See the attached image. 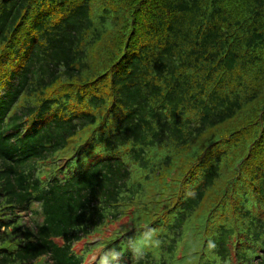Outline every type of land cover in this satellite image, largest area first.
Returning <instances> with one entry per match:
<instances>
[{
	"label": "trees",
	"instance_id": "1",
	"mask_svg": "<svg viewBox=\"0 0 264 264\" xmlns=\"http://www.w3.org/2000/svg\"><path fill=\"white\" fill-rule=\"evenodd\" d=\"M94 253L264 264V0H0V264Z\"/></svg>",
	"mask_w": 264,
	"mask_h": 264
},
{
	"label": "rangeland",
	"instance_id": "2",
	"mask_svg": "<svg viewBox=\"0 0 264 264\" xmlns=\"http://www.w3.org/2000/svg\"><path fill=\"white\" fill-rule=\"evenodd\" d=\"M23 218H24V220H26V221H27V220L30 221V220L28 219V217H26V216H24ZM103 232H104V230H103ZM140 239H141V238H139V237H137V238L135 239V242H134L135 245L139 244V243H137V242H140ZM94 254H95V253H94ZM89 263H90V262H89ZM89 263H86V264H89Z\"/></svg>",
	"mask_w": 264,
	"mask_h": 264
}]
</instances>
